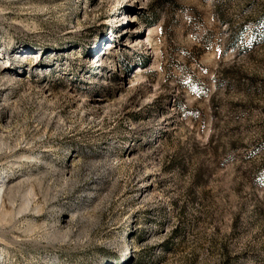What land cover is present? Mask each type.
<instances>
[{"label": "rangeland", "instance_id": "obj_1", "mask_svg": "<svg viewBox=\"0 0 264 264\" xmlns=\"http://www.w3.org/2000/svg\"><path fill=\"white\" fill-rule=\"evenodd\" d=\"M0 264H264V0H0Z\"/></svg>", "mask_w": 264, "mask_h": 264}]
</instances>
